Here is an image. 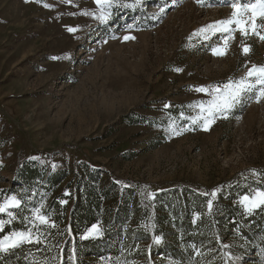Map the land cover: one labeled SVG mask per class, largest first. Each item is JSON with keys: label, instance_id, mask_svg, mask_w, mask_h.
Listing matches in <instances>:
<instances>
[{"label": "rangeland", "instance_id": "obj_1", "mask_svg": "<svg viewBox=\"0 0 264 264\" xmlns=\"http://www.w3.org/2000/svg\"><path fill=\"white\" fill-rule=\"evenodd\" d=\"M235 2L244 6L257 0ZM110 11L102 23L95 0H0V203L11 196L21 201L9 209L12 216L0 213V221L10 229L14 220L26 227L0 240L29 232L32 239L22 245L37 238L49 242L44 250L20 256L22 263L3 256L14 248L0 251V264H178L169 245L163 254L159 244L177 240L184 248L178 227L186 217L182 201L192 226L201 220L212 226L201 245L191 244L200 256L196 264L205 258L203 264H264L249 258L264 256V217L257 233L251 225L255 214L264 216V205L248 211L241 202L264 191V97L248 94L211 117L206 110L213 89L264 65V19H256L259 34L249 30L245 36L235 25L231 35L207 28L232 17V0H143L135 8ZM241 15L248 20L251 12L241 7ZM200 87L209 91H197ZM196 117L213 122L205 127V119ZM26 165L38 174L34 186L16 181L27 174ZM55 174L59 182L50 184ZM79 180L98 188L110 182L134 188L141 201L139 223L131 226L138 229L132 237L138 256L107 250L103 256H77L74 236L69 243L56 242L53 231L62 225L51 228L54 203L72 210ZM160 192L166 196L154 202ZM195 194L207 197L201 213L190 205ZM105 206L113 201L103 200ZM37 208L49 213L47 223L35 218ZM16 209L22 218L15 217ZM103 217L93 224L101 235L89 238L102 236ZM157 222L163 239L155 236ZM228 222L235 226L227 233Z\"/></svg>", "mask_w": 264, "mask_h": 264}, {"label": "trees", "instance_id": "obj_2", "mask_svg": "<svg viewBox=\"0 0 264 264\" xmlns=\"http://www.w3.org/2000/svg\"><path fill=\"white\" fill-rule=\"evenodd\" d=\"M25 169H27V174L24 175H18L16 177V181H22L21 183L27 182L29 185L34 186L33 184V178L34 175L37 174L36 171L32 168H30L29 165L25 166ZM38 175V174H37ZM55 177V180L53 178ZM57 174L51 175L48 180L56 184L59 182L57 180ZM31 183V184H30ZM114 185V186H113ZM117 185V186H116ZM75 190L77 192L76 198L77 201L73 205L72 210L67 211V204H62V206L59 205L57 202L54 203V206L56 208V213L52 216V221L55 222V228L58 225H62L61 228L58 230L55 229L53 233H57L56 236V242L59 243L61 240L68 239V243L72 241L73 236L75 238V248H76V254L77 256H86L87 254H92L94 256H103L107 251H111L115 254H118L120 256H138L136 247H135V239L132 237H137L138 229L137 228H131L132 223L134 227H137L139 223L138 218V211H139V204L141 201H138L135 198L134 188L130 186H119L118 184H114L113 182H110L105 186L104 188H98L95 182L91 180H84L77 183ZM111 190H114V194H112L111 198H109ZM71 194V192H70ZM156 196L164 197L166 196V193L160 192L159 194H156L154 197V202L156 201ZM106 199H111L113 201V206H105L103 209L101 207L102 201ZM207 200V197H201L199 194L194 197H192V201L190 203L191 207L193 208V211H196V213H201L200 209L204 205ZM51 203L49 206L52 207L53 198L50 200ZM186 202L182 201V208L184 207V217L182 219V224H178V227L182 229V239L184 241L183 245L184 248L181 247V242L175 240L174 242H170L169 244H166V242L159 244V250L161 252L166 253L168 250H163L162 248L166 247V245H169L167 249H169V254H171V258L177 262L178 264H196L200 261L198 255L194 253V249H191V244H200V239H206L209 236L206 234V232H210L212 229V226L204 220L199 221L194 226L191 224V218L190 215L186 213L187 206L185 205ZM169 205V204H168ZM150 206V205H149ZM15 209V208H14ZM188 209V208H187ZM149 209L144 208L142 212V216L144 219H146L149 215ZM177 211V210H176ZM176 211L174 213H176ZM182 211V210H181ZM261 209L256 210L255 213L260 212ZM13 212V210H12ZM19 215V216H18ZM43 215L49 216V213L46 212ZM100 215H104L103 217V226H102V236L100 238L92 239L82 238V235L84 232L89 228V226L93 224H97L99 222ZM22 218V213L18 212L16 209L15 211V217ZM3 217V216H2ZM254 217V216H253ZM264 216L262 215H256L255 214V222H252V227H256V231L254 233H257L258 229L261 227V218L263 219ZM142 218V219H143ZM247 220V219H246ZM67 221V223H66ZM102 221V220H101ZM158 221V220H157ZM248 221V220H247ZM69 222H71V225H69ZM13 229H10L9 226L5 225L2 230H0V238L6 234L7 232H11V230L14 229H20L23 230L26 227H24L22 224L17 222V220H14L13 222ZM232 222H228V226H226V231H231V227L235 226L234 224H231ZM66 224V227H64ZM68 224V226H67ZM159 222L155 223L154 226V233L155 236H160L161 239L164 237V228H160L158 226ZM232 225V226H231ZM264 225V224H263ZM44 227V226H42ZM130 227V228H129ZM53 229L54 227L51 226ZM193 229L200 231V236L194 235ZM206 231V232H205ZM245 234L250 235V231H246ZM128 237H131L128 239ZM259 237V235H251L250 239H255ZM156 238V237H155ZM44 242L39 240V242H29L24 243L21 246H18L14 248V250L3 254V256H11L13 259L15 257L17 260L21 262L20 256L27 255L28 251H33L34 249H41L44 250V247H47L49 242L46 239H43ZM154 241L152 243V247L154 245ZM178 242L180 244H178ZM173 245V246H171ZM180 246V247H179ZM254 249V248H252ZM67 251V250H66ZM215 253H212L214 255ZM220 259L224 260L225 256H219ZM251 261L254 262H262L264 263V256H250L249 257ZM207 258L204 259L203 263H206ZM158 264V263H157Z\"/></svg>", "mask_w": 264, "mask_h": 264}, {"label": "snow or ice", "instance_id": "obj_3", "mask_svg": "<svg viewBox=\"0 0 264 264\" xmlns=\"http://www.w3.org/2000/svg\"><path fill=\"white\" fill-rule=\"evenodd\" d=\"M143 0H135L133 4H121L120 0H95V3L99 6V14L96 16L98 20L102 23H106L111 18V9L116 6L119 7H129L135 8L138 5L142 4ZM198 3H203L205 0H197ZM47 6V5H46ZM232 7L234 9L232 13V17L224 20L217 21L214 25H208V29H215L216 31L227 33L231 35V33L235 30L232 25H235L237 29L241 32L242 35H248L249 30L253 34H259L257 32L256 19L257 17L264 19V0H257L255 4L248 5H240L235 0H232ZM241 7H243L245 12L250 11L251 16L248 20L242 19L241 15ZM161 12L164 11L163 8L160 9ZM88 14V13H85ZM264 27V25H260ZM70 32H75L77 29L69 28ZM200 31H204L201 29ZM134 37L126 36L125 39H133ZM261 39H264V36H261ZM217 55H224L225 51H217L213 50ZM250 51L249 48H243V52L247 54ZM180 71V69H177ZM200 92H208L209 90L204 87H200L196 89ZM248 94H256L257 100L261 97H264V65L262 66H253L249 69L247 75L242 77L238 82H229L224 85L223 89L215 88L212 90L213 98L208 102L207 111L209 113V117L213 116L215 113H226L237 104L241 103L243 98ZM201 111H204V106L201 105ZM205 119V127H207L212 120L208 117H196L195 119ZM215 195V193H212ZM248 211H251L254 208L260 207L264 205V191L257 190L256 193L252 197L245 196L241 201ZM63 203V202H62ZM21 201L17 199L15 196H11L7 198L4 202L0 203V213H7L9 216H12V212L9 211L11 208H19ZM209 207H211V201H209ZM34 216L37 220H39L40 224H45L48 222V218L41 214L39 208L34 210ZM10 222V221H9ZM4 221H0V228L3 227ZM55 227V225H52ZM101 235V231L97 225H93L92 228L88 229L87 233L82 237L87 239L91 236ZM32 235L29 232H13L9 236H5L3 240H0V251H8L12 248L19 246V244L23 243L26 240H31ZM157 242H159V238L157 237ZM37 242H39L37 238Z\"/></svg>", "mask_w": 264, "mask_h": 264}]
</instances>
